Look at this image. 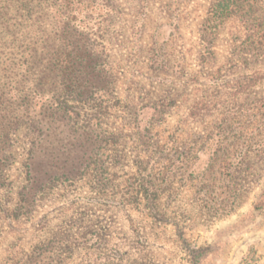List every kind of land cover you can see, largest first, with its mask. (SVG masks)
Returning <instances> with one entry per match:
<instances>
[{
	"label": "rangeland",
	"instance_id": "1",
	"mask_svg": "<svg viewBox=\"0 0 264 264\" xmlns=\"http://www.w3.org/2000/svg\"><path fill=\"white\" fill-rule=\"evenodd\" d=\"M69 1L104 74L62 102L100 140L44 177L41 144L74 128L37 124V39L0 28V264H264V0Z\"/></svg>",
	"mask_w": 264,
	"mask_h": 264
},
{
	"label": "trees",
	"instance_id": "2",
	"mask_svg": "<svg viewBox=\"0 0 264 264\" xmlns=\"http://www.w3.org/2000/svg\"><path fill=\"white\" fill-rule=\"evenodd\" d=\"M46 0H0V28L9 36L23 35L28 39H37L32 42L33 48L26 49V56L22 60L23 70L22 76L29 80L28 87L25 89L37 95H44L50 86L54 90L55 106L42 109L37 116V124H49L58 121L61 125H70L74 128L72 132V141L62 143L59 137L53 136L51 140H46V144H41L40 153H50L43 157L46 161V169L43 172L44 177L48 174V180L68 179L77 174L72 173L75 163L81 162L84 156H76V160L70 157L71 149L80 142L85 145V149L89 148L90 154L94 147H89L92 142H99L98 135H91L94 131L91 128L76 125L79 123L78 109L76 106L70 107L63 104L62 96L71 95L76 102L87 91H93V80L103 81L104 69L99 66V56L94 54L88 45L84 42L81 32L73 25L72 10L68 9L69 0H58V3L51 4L50 8L41 7ZM257 0H253V2ZM222 5L229 11L232 4L228 0L221 1ZM236 9L235 5L234 8ZM50 11V22H52L49 33L45 29H41L43 22H39L43 17V12L47 14ZM43 17V18H42ZM39 22V23H37ZM15 39L18 40L19 37ZM264 37V34H263ZM20 60V59H19ZM21 69V67L19 66ZM55 85V89H53ZM49 93V91H48ZM55 117V118H54ZM69 128V126H68ZM60 144L59 148H52L53 153L48 150L50 145ZM89 154L86 156L88 158ZM76 161V162H75ZM79 167H81L79 165ZM78 167V168H79ZM42 172L32 181V184L45 186L51 181H44ZM0 180H3L0 175ZM32 188L34 187L31 186Z\"/></svg>",
	"mask_w": 264,
	"mask_h": 264
}]
</instances>
